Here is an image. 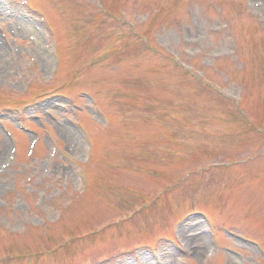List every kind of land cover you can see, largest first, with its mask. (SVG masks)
<instances>
[{"label": "rangeland", "instance_id": "obj_1", "mask_svg": "<svg viewBox=\"0 0 264 264\" xmlns=\"http://www.w3.org/2000/svg\"><path fill=\"white\" fill-rule=\"evenodd\" d=\"M257 1L264 3L101 0L112 17L98 0H30L31 8L0 0V26L13 43L0 52V107L27 105L26 124L41 136L31 156L36 136L20 133L19 159L0 176V264H153L145 244L157 247L162 264H255L258 257L264 264V249L220 231L264 247V8L248 6ZM50 34L62 58L57 77L50 75ZM190 68L222 86L224 98ZM87 91L110 117L107 130L80 95ZM61 93L70 100L55 96ZM75 101L76 120L94 140L89 162L91 148L73 129L69 141L58 133ZM42 124L60 145L53 161ZM3 142L0 168L9 153L0 131V151ZM61 152L87 164L90 189L79 192ZM194 211L215 221L218 251Z\"/></svg>", "mask_w": 264, "mask_h": 264}, {"label": "bare ground", "instance_id": "obj_2", "mask_svg": "<svg viewBox=\"0 0 264 264\" xmlns=\"http://www.w3.org/2000/svg\"><path fill=\"white\" fill-rule=\"evenodd\" d=\"M33 29L31 28V27H29V25H25V27H24V31L26 32V33H28V34H30L31 32H33L32 31ZM37 35H39V33L37 32ZM57 48V47H56ZM4 48L3 47H0V52L1 53H4ZM91 126L93 127V124H91ZM94 130L96 131V129L94 128ZM69 129L66 127V126H63L62 128H59L58 129V133L61 135V138H64L66 141H69L70 139H69ZM2 149L3 150H1L0 151V157H1V155H2V153H4V147H5V144H4V142L2 143ZM197 226H199V224H197ZM203 239L204 237L201 235V236H199V239ZM194 252H196L197 250H193ZM196 254V253H195ZM236 260V259H235ZM237 261V260H236ZM223 262V259H220V260H218V263L220 264V263H222Z\"/></svg>", "mask_w": 264, "mask_h": 264}]
</instances>
